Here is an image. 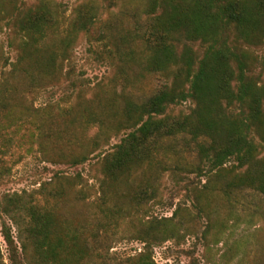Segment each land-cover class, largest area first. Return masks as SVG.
I'll return each instance as SVG.
<instances>
[{
    "label": "trees",
    "instance_id": "obj_1",
    "mask_svg": "<svg viewBox=\"0 0 264 264\" xmlns=\"http://www.w3.org/2000/svg\"><path fill=\"white\" fill-rule=\"evenodd\" d=\"M105 2L106 18L92 0L69 14L56 0L29 9L25 0H0V29L13 31L15 53L0 72V179L7 171L4 157L27 125L33 126L29 137L58 149L41 148L48 162L78 166L94 160L98 173L99 197L89 220L66 214L71 196L80 199L83 191L80 182L58 173L36 195L2 197L0 212L16 227L25 264H95L111 232L133 223L134 212L154 199L156 173L168 168L169 154L177 156L174 172L205 177L206 187L226 197L242 190L264 196V59L254 51L264 47V0ZM82 35L102 45L96 52L116 70L112 86L93 98L80 91L73 118L71 109L64 118L51 106L39 114L27 94L71 77ZM136 67L161 80L146 98L136 96L129 79ZM184 104L186 110L173 112ZM61 118L65 135L48 133L45 127ZM76 123L83 126L78 138L71 133ZM91 128L96 132L89 137ZM181 140H188L194 162L178 157ZM11 233L3 222L9 248ZM150 239L137 237L144 248L125 264H158Z\"/></svg>",
    "mask_w": 264,
    "mask_h": 264
},
{
    "label": "rangeland",
    "instance_id": "obj_2",
    "mask_svg": "<svg viewBox=\"0 0 264 264\" xmlns=\"http://www.w3.org/2000/svg\"><path fill=\"white\" fill-rule=\"evenodd\" d=\"M39 1L25 0L23 8H34ZM56 1L69 14L76 5L90 0ZM92 1L101 6L100 11L106 18L109 12L108 3L105 0ZM120 22L127 24L124 19ZM13 37L10 28L0 29V72L3 71L5 59L12 61L15 56L11 48ZM92 42H89L87 36H80L71 77L63 78L59 83L42 91L27 94L39 114H44L51 106L63 117L66 110L71 109L70 115L73 118L77 115V96L80 91L83 90L88 98L100 94L101 87L108 92L115 79L116 70L110 61L100 59L97 52L102 50V45ZM193 47L199 53L202 52L198 45ZM254 51L264 59V47L255 48ZM128 72L130 81L137 89L134 93L141 98L154 92L161 81L156 76L146 74L139 67ZM20 88L24 89L25 86L20 83ZM187 107L188 104H184L172 110L178 113ZM60 121L59 125H47L45 129H49L48 133L58 131L57 133L64 136L68 130L67 122L62 118ZM82 127V123H76L71 133L78 138L83 131ZM32 129V125H27L26 130L23 129L14 139L9 154L4 157L7 171L3 179H0V202L6 194L31 192L36 195L41 185L51 182L58 173L80 182L77 188L83 191L80 199L75 198V195L71 196L65 207L66 214L82 220L92 219L99 197V185L95 179L98 176L94 166L96 161H88L78 166L67 163L53 165L45 159L47 155L41 152V148L48 150L45 146L47 142L38 136L29 137L28 130ZM95 132L96 129L91 128L88 136L92 137ZM56 141L57 144L62 143L58 139ZM187 141L181 140L177 144L178 157L185 162H194L192 149L186 148ZM118 142L119 138L113 139L111 145ZM57 150L49 146L48 151L55 153ZM168 156V168L156 173L154 199L143 204L138 212H134L133 223H124L111 232L108 240L100 245L101 257L95 264H125L128 258L144 248L141 241L137 240L139 236L151 238L150 241L155 246L154 259L158 264H264V196L253 190H242L226 197L219 190L206 187L205 177H199L187 170L174 172L171 166L177 156ZM3 222L11 228L14 239L12 248L8 247L3 238ZM17 236L16 227L0 212L2 264H25Z\"/></svg>",
    "mask_w": 264,
    "mask_h": 264
}]
</instances>
